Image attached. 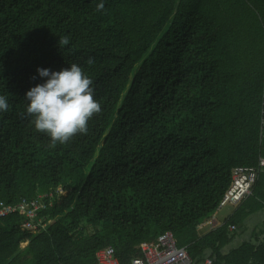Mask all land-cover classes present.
Instances as JSON below:
<instances>
[{
  "label": "trees",
  "instance_id": "obj_1",
  "mask_svg": "<svg viewBox=\"0 0 264 264\" xmlns=\"http://www.w3.org/2000/svg\"><path fill=\"white\" fill-rule=\"evenodd\" d=\"M99 2L0 0V95L10 105L0 114V201L60 189L38 234L22 232L19 214L0 220V264H94L107 246L129 264L167 231L193 259L264 264L262 239L222 252L264 210V172L221 226L196 232L220 209L233 169L264 157V0H104L98 11ZM63 36L70 43L59 47ZM72 63L101 110L86 134L50 147L25 93L43 82L37 68Z\"/></svg>",
  "mask_w": 264,
  "mask_h": 264
},
{
  "label": "clouds",
  "instance_id": "obj_2",
  "mask_svg": "<svg viewBox=\"0 0 264 264\" xmlns=\"http://www.w3.org/2000/svg\"><path fill=\"white\" fill-rule=\"evenodd\" d=\"M96 9H104V0L96 4ZM69 43L67 36L58 38L59 47ZM36 73L43 82L25 93V111L32 117L34 130L49 137L50 147L68 142L77 133L86 134L88 121L101 106L94 99L92 80L81 66L72 63L59 71L37 68ZM9 108L7 97L0 95V114Z\"/></svg>",
  "mask_w": 264,
  "mask_h": 264
},
{
  "label": "built area",
  "instance_id": "obj_3",
  "mask_svg": "<svg viewBox=\"0 0 264 264\" xmlns=\"http://www.w3.org/2000/svg\"><path fill=\"white\" fill-rule=\"evenodd\" d=\"M260 135L264 139V101ZM262 172H264V157H260L259 163L255 167H237L233 169L232 182L223 197L220 208L226 205L237 207L251 196L254 185ZM59 192L60 189H57L55 192L50 191L40 194L34 199L22 198L16 204H7L0 201V220L19 214L23 218L20 225L22 232L30 235L38 234L52 223V219L43 215V212L53 206L55 195ZM229 231L235 233L238 228L236 225H230ZM28 242V240H25L21 244L22 248H25ZM262 242L264 245V236ZM188 247V245L180 246L175 235L167 231L153 241L142 242L138 247L142 257L132 259L129 264H215V259L210 254H206L200 259H193L189 254ZM95 257L94 264H121L113 246L99 249Z\"/></svg>",
  "mask_w": 264,
  "mask_h": 264
},
{
  "label": "crops",
  "instance_id": "obj_4",
  "mask_svg": "<svg viewBox=\"0 0 264 264\" xmlns=\"http://www.w3.org/2000/svg\"><path fill=\"white\" fill-rule=\"evenodd\" d=\"M261 136V135H260ZM228 205L224 206L223 208L227 207ZM231 206V205H230ZM233 207V206H232ZM223 208H220L210 219L204 221L200 226L197 227L196 229V232H197V235L198 237H202L206 234H208L209 232H211L212 230L218 228L219 226H221L225 221L226 219H228L234 212L235 210L238 208L237 207H233L234 210L233 212H231L230 214H228V216L226 217H222L219 213L220 211L223 210ZM264 210L258 212L259 214L261 212H263ZM258 213L256 214H253L252 216H250L243 224V227H241L240 229V234L239 236H237L234 241L232 243H236V247L235 248H238L243 242H251V243H254V240H253V234H251L252 230V226L253 225V222H255L256 218H258L259 215H257ZM257 215V216H255ZM220 217V218H219ZM252 218V219H251ZM232 244H230L229 246L227 247H230ZM189 246V245H188ZM227 247H225L222 252L223 254H227L229 253L231 250L235 249V248H231L230 250L226 251L227 250ZM229 249V248H228Z\"/></svg>",
  "mask_w": 264,
  "mask_h": 264
},
{
  "label": "rangeland",
  "instance_id": "obj_5",
  "mask_svg": "<svg viewBox=\"0 0 264 264\" xmlns=\"http://www.w3.org/2000/svg\"><path fill=\"white\" fill-rule=\"evenodd\" d=\"M233 210H234V208H233L232 206L228 205L227 207L223 208V210L220 211L219 214H220L222 217H225V216L227 217L228 214H230L231 212H233ZM257 215H259L258 218H259V217H260V218H259V219L256 218L255 222H253V225H254V226H252V228H251V229H253L252 232H251V234H253V240H254V241H261V239L263 238V234H264V211L261 212L260 214L258 213ZM257 215H255V216H257ZM219 218H220V217H219ZM251 219H252V218H251ZM239 234H240V232L237 233V234H235V238H236L237 236H239ZM194 237H195V235L192 234V235L190 236L189 240H188L187 242H185L184 245L191 243L192 240L194 239ZM236 245H237V244H236L235 242L232 243V245H231L230 247H227V250H226V251L230 250L231 248H235ZM21 247H22V246H21ZM228 248H229V249H228ZM25 258L28 259V257H25Z\"/></svg>",
  "mask_w": 264,
  "mask_h": 264
}]
</instances>
